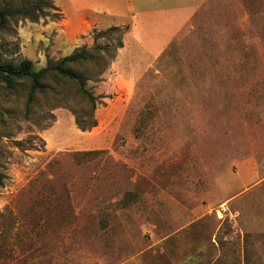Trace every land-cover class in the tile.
Segmentation results:
<instances>
[{
    "label": "rangeland",
    "instance_id": "1",
    "mask_svg": "<svg viewBox=\"0 0 264 264\" xmlns=\"http://www.w3.org/2000/svg\"><path fill=\"white\" fill-rule=\"evenodd\" d=\"M6 7L39 20L8 18L0 61L39 71L64 58L47 31L57 0ZM125 28L94 30L87 48L101 55L69 66L96 110L58 77L32 103L27 84L0 82V264H264V0H207L137 69L126 106L119 78L112 124L82 131L77 115L97 121L115 81Z\"/></svg>",
    "mask_w": 264,
    "mask_h": 264
},
{
    "label": "crops",
    "instance_id": "2",
    "mask_svg": "<svg viewBox=\"0 0 264 264\" xmlns=\"http://www.w3.org/2000/svg\"><path fill=\"white\" fill-rule=\"evenodd\" d=\"M207 0H57L61 20L49 26L52 37V57H66L81 47L95 43L94 30L128 27L123 48L113 66V78L104 84L105 102L97 111L96 128L109 127L120 114L119 104L109 98L117 92V81L124 79L126 89L120 96L122 105L129 102L132 84L137 81V69L153 65L171 42L184 30ZM46 31V32H47ZM117 71V72H116ZM118 93V92H117ZM119 110V111H118ZM74 117L71 115V120Z\"/></svg>",
    "mask_w": 264,
    "mask_h": 264
},
{
    "label": "trees",
    "instance_id": "3",
    "mask_svg": "<svg viewBox=\"0 0 264 264\" xmlns=\"http://www.w3.org/2000/svg\"><path fill=\"white\" fill-rule=\"evenodd\" d=\"M33 10H12L8 7L0 10V29L7 26V20L9 17L15 16L17 14L22 15L25 18L30 17L32 21L36 22L39 20V16H33ZM32 15V16H30ZM111 30H115L122 34L120 27H113ZM129 28L123 30L125 35ZM123 42L120 44L119 48H123ZM97 49V48H95ZM89 51L87 47H82L77 49L72 55L66 56L54 64H50L48 67L36 71L34 64L31 60L25 59L19 64H14L12 62H2L0 61V82L4 84L7 91H13L22 84L28 85V102L32 103L36 94H46L50 87L46 84V80L51 77H58L68 82L74 83L78 87V93L86 98L94 107L96 106V97L87 88V77L81 73L73 70L70 65H82L89 63L90 61L98 58L101 53ZM77 115V114H76ZM77 124L82 131H88L97 126V121L86 125L77 115ZM5 175L0 172V187L4 184Z\"/></svg>",
    "mask_w": 264,
    "mask_h": 264
}]
</instances>
